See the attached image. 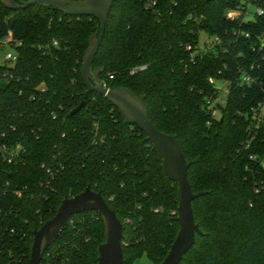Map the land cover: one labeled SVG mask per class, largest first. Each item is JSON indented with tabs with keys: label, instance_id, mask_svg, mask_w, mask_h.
Wrapping results in <instances>:
<instances>
[{
	"label": "trees",
	"instance_id": "obj_1",
	"mask_svg": "<svg viewBox=\"0 0 264 264\" xmlns=\"http://www.w3.org/2000/svg\"><path fill=\"white\" fill-rule=\"evenodd\" d=\"M112 1L93 69L107 87L146 96L151 122L177 136L191 164L194 193H205L193 203L202 235L181 264H264V118H253L264 101V15L229 19L242 0H157L150 9L148 0ZM99 32L93 17L0 2V42L11 33L18 56L3 69L0 133L24 146L17 165L0 158V182L11 184L0 197V264H29L34 233L88 186L123 224L124 264H161L177 238L178 184L145 134L96 93L70 115L84 100L83 57ZM201 34L222 46L187 51ZM247 75L254 82L242 84ZM210 78L230 90L219 120L206 109ZM105 240L99 213L73 216L41 264H97Z\"/></svg>",
	"mask_w": 264,
	"mask_h": 264
},
{
	"label": "water",
	"instance_id": "obj_2",
	"mask_svg": "<svg viewBox=\"0 0 264 264\" xmlns=\"http://www.w3.org/2000/svg\"><path fill=\"white\" fill-rule=\"evenodd\" d=\"M8 9L30 6L55 8L71 17H93L100 22L99 34H92L89 47L83 57L81 76L85 87L84 100L71 112L78 114L85 106L91 93L105 97L119 110L126 125L136 126L162 156L164 175L178 184V217L180 230L167 257L161 264H181L196 243L197 235H202L196 223L193 203L205 193H194L188 180L191 166L183 152L177 136L159 131L151 122L146 96H137L128 88L111 89L100 80L102 69H93V62L104 39L112 0H0ZM85 212L99 213L105 225L106 240L99 246L97 264H124V227L116 213L109 207L100 193L90 186L71 198H64L53 219L34 233V241L29 264H41L44 254L60 238L69 220Z\"/></svg>",
	"mask_w": 264,
	"mask_h": 264
},
{
	"label": "built area",
	"instance_id": "obj_3",
	"mask_svg": "<svg viewBox=\"0 0 264 264\" xmlns=\"http://www.w3.org/2000/svg\"><path fill=\"white\" fill-rule=\"evenodd\" d=\"M157 3V0H148L147 8H154L157 6ZM252 6L255 8L254 11H251ZM263 15L264 8L254 4L251 0H242V5L238 6L237 9L231 10L227 13L228 18L232 20H239L240 18L248 20L255 17H261ZM245 37H249V35L246 34ZM11 41L12 34L10 33L7 38L0 42V83L8 76V73L4 72L3 69L7 66H13L18 60L16 51L14 48L10 47ZM20 45L21 42H17L15 47ZM54 45L58 46V42H55ZM216 45L222 46V40L219 37L211 38L205 34H201L200 42L194 46L188 44L186 46V50L190 52L194 50L196 53H207L208 51L214 49ZM6 48H11L14 51L4 52ZM209 82L211 85H213L215 93L208 97L206 109L214 120H219L222 115V108H224L227 103V96L230 90L226 83H223L222 80L210 78ZM251 82H254V80L249 75L244 76L242 84H250ZM103 83L105 86H107L105 82ZM253 118L256 120L257 124L260 123L264 118V101L260 102L257 107L253 109ZM23 153L24 146L21 143L15 144L9 140L5 133H0V158L4 162L9 165H17L21 161ZM10 185L11 184L9 182L4 184H1L0 182V197L7 195L9 191H11ZM15 192L19 194L18 191ZM61 264H69V259L63 258Z\"/></svg>",
	"mask_w": 264,
	"mask_h": 264
},
{
	"label": "rangeland",
	"instance_id": "obj_4",
	"mask_svg": "<svg viewBox=\"0 0 264 264\" xmlns=\"http://www.w3.org/2000/svg\"><path fill=\"white\" fill-rule=\"evenodd\" d=\"M254 6H252L251 7V11H254ZM228 13V12H227ZM7 51H9V52H12V51H14L13 49H11V48H6V50L4 51V52H7ZM135 264H155L154 262H151L149 259H147V258H143V259H141L140 261H138L137 263H135Z\"/></svg>",
	"mask_w": 264,
	"mask_h": 264
}]
</instances>
